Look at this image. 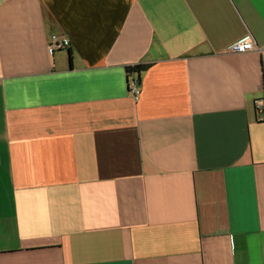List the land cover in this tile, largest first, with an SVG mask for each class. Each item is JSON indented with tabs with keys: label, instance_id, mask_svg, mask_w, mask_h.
I'll return each mask as SVG.
<instances>
[{
	"label": "crops",
	"instance_id": "1",
	"mask_svg": "<svg viewBox=\"0 0 264 264\" xmlns=\"http://www.w3.org/2000/svg\"><path fill=\"white\" fill-rule=\"evenodd\" d=\"M263 99L264 0H0V264H264Z\"/></svg>",
	"mask_w": 264,
	"mask_h": 264
},
{
	"label": "built area",
	"instance_id": "2",
	"mask_svg": "<svg viewBox=\"0 0 264 264\" xmlns=\"http://www.w3.org/2000/svg\"><path fill=\"white\" fill-rule=\"evenodd\" d=\"M68 46H69L68 39H64V38L59 39V38H57V36L55 34H53L49 38L47 51L50 55H52L56 50L67 48ZM254 48L258 51L261 49L260 47L255 46L254 42H252L248 39H243V40H238V41H235L234 43H232L229 47V50L231 52H245L248 50H252ZM129 85H130L129 86L130 93L135 98H137V96L139 94L138 84L132 80V81H130ZM257 109L260 112H262V110H263L262 102H258Z\"/></svg>",
	"mask_w": 264,
	"mask_h": 264
},
{
	"label": "trees",
	"instance_id": "3",
	"mask_svg": "<svg viewBox=\"0 0 264 264\" xmlns=\"http://www.w3.org/2000/svg\"><path fill=\"white\" fill-rule=\"evenodd\" d=\"M148 65L147 64H138V65H135V66H128L126 68V73L128 76H133V78H131L130 81H135L138 85H139V80H140V74L142 72H144L146 69H147ZM262 107H263V110L262 112H260L258 109V112L260 113H264V99H263V102H262Z\"/></svg>",
	"mask_w": 264,
	"mask_h": 264
}]
</instances>
